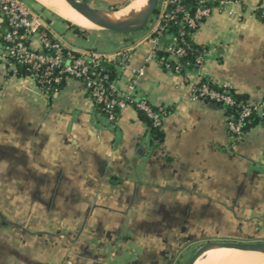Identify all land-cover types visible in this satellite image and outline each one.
<instances>
[{
  "label": "crops",
  "instance_id": "obj_1",
  "mask_svg": "<svg viewBox=\"0 0 264 264\" xmlns=\"http://www.w3.org/2000/svg\"><path fill=\"white\" fill-rule=\"evenodd\" d=\"M32 1L67 47L124 53L118 89L145 69L138 97L169 115L157 143L132 107L107 121L82 81L44 94L2 60L0 16V264H179L191 248L180 242L239 236L252 224L264 237V123L237 142L225 111L192 96L205 79L264 101V22L254 15L264 0L215 9L192 35L204 64L185 75L147 62L152 26L139 37L117 33L100 51L81 42L106 30L81 33ZM99 1L109 11L132 0ZM31 45L40 48L37 38Z\"/></svg>",
  "mask_w": 264,
  "mask_h": 264
},
{
  "label": "built area",
  "instance_id": "obj_2",
  "mask_svg": "<svg viewBox=\"0 0 264 264\" xmlns=\"http://www.w3.org/2000/svg\"><path fill=\"white\" fill-rule=\"evenodd\" d=\"M182 0H162L159 7L161 14L152 26V34L149 38L152 50L147 62L157 60L158 52L168 54V60L174 61V66L158 62L168 72L181 75L183 65L179 59L185 55L183 46L177 44V39L172 38L164 48L161 47L165 38V23L175 22L182 16V22L193 29L207 21L215 9H223L226 6L239 3L241 0H202L201 4L215 1L217 8L200 7L194 14L189 13L181 5ZM170 8H172L170 10ZM232 11L229 15H233ZM0 16L6 25V31L2 35V60L14 68L17 72L18 65L26 66L35 73L33 80L39 89L46 95L59 92L58 88L70 80L84 82L91 94L92 100L101 104L110 123H115L120 114L126 108L132 107L147 114L155 126L162 125L163 115L152 110L151 104L145 98L136 101L137 87L145 76V69L133 71V78L124 90L118 89L116 83H109L108 76L101 75L106 64L119 63L122 68H127L124 53L100 54L95 52H80L67 47L54 38L52 31L45 24L42 17L28 8L24 0H0ZM181 35H184L183 33ZM37 38L40 48L31 45V40ZM204 64V56L197 60V67ZM223 91L211 89L208 84H194L192 96L195 99H208L212 103H223L233 106L234 101L230 96L231 88L222 86ZM260 117L264 123V101H250L243 106L238 119H227L229 133L237 142L245 139V123L252 115Z\"/></svg>",
  "mask_w": 264,
  "mask_h": 264
},
{
  "label": "trees",
  "instance_id": "obj_3",
  "mask_svg": "<svg viewBox=\"0 0 264 264\" xmlns=\"http://www.w3.org/2000/svg\"><path fill=\"white\" fill-rule=\"evenodd\" d=\"M202 0H182L181 5L186 9L191 14H194L196 10L200 7H211V8H217L218 3L215 1H210L207 2L206 4L202 5L201 4ZM172 8H170L171 10ZM112 11H117L118 9L112 8ZM161 14V8L158 7L156 12L154 13V19L150 20L151 26L154 25V23L159 19ZM254 15L256 18L264 22V7H259L258 9L255 10ZM182 16L178 17V19L175 22H169L165 23V33L164 36L167 40V43L172 40V38L177 39V44L180 46H183L185 49V55L179 59V62L183 65V70L181 72V75H185L187 72H193L198 69L197 67V60L199 57H203L205 54V49L194 43L192 39V35L195 33L196 30L191 29L187 23L182 22ZM72 28H74L76 31H81V33H88V30H81V28L72 25V23L67 22ZM148 26V25H147ZM147 26L145 28H147ZM144 28V29H145ZM6 31V25L4 24V29L3 33ZM184 35H181V34ZM168 54L160 51L158 52L157 55V61L162 62L164 64H170L171 66H174V61L173 60H168ZM163 64V69L167 71L164 68ZM119 68L121 69V65L119 63H112V64H106L104 66V70L101 72V75H107L109 83H116L119 77ZM16 75L20 78H31L32 80L35 79V73L31 71L28 67L18 65L17 67V72ZM36 84V83H35ZM202 84H208L211 89H214L218 92H222L223 88L220 86H217L205 79L201 80L199 85ZM65 86V83L62 84L58 90L61 91L62 88ZM90 97L91 94L88 91ZM230 96L232 97L234 101L233 106H226L223 103H215L216 105L220 106L224 111L227 119L230 120H236L238 119L239 115L241 114V111L243 109V106L246 105L248 102L252 101L247 97L246 95H240L236 93L234 90L231 89L230 91ZM141 97H136V101H138ZM206 102H211L208 99H204ZM95 103L97 110L107 119L105 112L103 111V107L101 104L96 103V101L93 100ZM151 108L153 111L162 114L165 118L166 116L169 115V112L167 109L162 108V107H154L151 105ZM139 116L142 119V121L146 124L148 128V134L150 136V139L152 142H161L164 139V134L162 132V125L160 126H155L153 121L147 116L146 113L143 111L138 110ZM108 121V120H107ZM262 119L258 117L257 115H252V117L245 123L244 127V132L248 133L252 128L255 126L259 125L262 123Z\"/></svg>",
  "mask_w": 264,
  "mask_h": 264
},
{
  "label": "bare ground",
  "instance_id": "obj_4",
  "mask_svg": "<svg viewBox=\"0 0 264 264\" xmlns=\"http://www.w3.org/2000/svg\"><path fill=\"white\" fill-rule=\"evenodd\" d=\"M35 1L79 28L89 31L102 29L74 10L65 0ZM148 2L149 0H132L118 11H103L100 16L108 22L127 24L132 19H139L144 16ZM195 264H264V253L216 247L204 253Z\"/></svg>",
  "mask_w": 264,
  "mask_h": 264
},
{
  "label": "water",
  "instance_id": "obj_5",
  "mask_svg": "<svg viewBox=\"0 0 264 264\" xmlns=\"http://www.w3.org/2000/svg\"><path fill=\"white\" fill-rule=\"evenodd\" d=\"M65 1L83 17L99 25L103 30L111 31L114 33L129 34L140 31L148 25L162 0H149L148 7L144 16L139 19H132L127 24H118L103 20L100 16V13L103 12L102 10L92 8L87 3L80 0ZM216 247L264 253V243L209 242L206 245H203L199 250H197L189 264H195V262L204 253Z\"/></svg>",
  "mask_w": 264,
  "mask_h": 264
},
{
  "label": "rangeland",
  "instance_id": "obj_6",
  "mask_svg": "<svg viewBox=\"0 0 264 264\" xmlns=\"http://www.w3.org/2000/svg\"><path fill=\"white\" fill-rule=\"evenodd\" d=\"M82 2L87 3L90 7L92 8H109L108 5L100 2L99 0H80ZM26 6L30 8L31 10H37L35 3L32 0H24ZM154 19V15L152 16L151 20ZM151 21H149L147 28L133 32L131 34H124V35H133L136 37L141 36L145 31H148L151 28ZM85 30V29H84ZM96 31V30H95ZM97 31H104L103 29L97 30ZM89 37L87 41L81 42L82 44L88 46V47H95L98 50H107L110 48V46L114 45L113 42H111L113 38H117L121 36L122 34H117L111 31H106L100 34L97 33H89ZM113 35V36H111ZM41 209L38 210V213H41ZM37 213V214H38ZM249 226V225H248ZM256 225L252 224V229L250 230L251 227H248V233L247 234H240L239 236L235 234H228V237L223 238V239H210L208 240H196V241H189L188 243L185 241L184 243L180 242L181 247L180 248H186V246H189L190 250L186 252L181 258L179 264H189L191 261L192 257L194 254L199 250L203 245H206L209 242H237V243H264V237L254 235L256 232L255 228ZM230 230V229H229ZM262 230V229H261ZM263 231V230H262ZM181 251V250H180Z\"/></svg>",
  "mask_w": 264,
  "mask_h": 264
}]
</instances>
